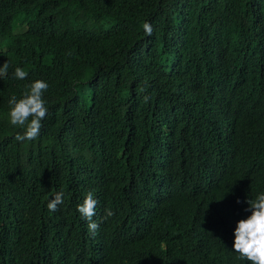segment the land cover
I'll use <instances>...</instances> for the list:
<instances>
[{
	"label": "trees",
	"instance_id": "trees-1",
	"mask_svg": "<svg viewBox=\"0 0 264 264\" xmlns=\"http://www.w3.org/2000/svg\"><path fill=\"white\" fill-rule=\"evenodd\" d=\"M127 13L146 17L157 39L143 37L126 20L115 24L113 36L109 26ZM14 20L16 36L9 46L0 44V67L9 64L0 77L5 235L25 224L73 220L56 248L62 264H246L227 241L246 216V200L264 193V63L255 59L250 75H242L228 46L260 48L244 34L264 38V0H0V36L12 33ZM116 55L126 59L118 71L111 61ZM16 67L27 79L14 77ZM88 77L108 86L93 98ZM35 80L49 84L45 133L19 142L15 136L24 130L10 124L8 101L21 98ZM213 96L224 103V118H214ZM156 113L164 116L159 125ZM64 128H97L102 158L113 149L115 167L103 170L102 185L91 188L99 152L73 149V190L57 181L48 187L62 190L68 203L51 216L36 206L28 217L13 216L16 203L39 196L33 180L39 163L56 167L47 150L55 134L76 138ZM91 190L100 214L93 217L94 233L85 218L74 219ZM106 209L114 215L106 217ZM143 209L148 232L139 228ZM46 234L58 232L51 227ZM0 252L5 264H23L25 251L13 242L0 239Z\"/></svg>",
	"mask_w": 264,
	"mask_h": 264
},
{
	"label": "clouds",
	"instance_id": "clouds-1",
	"mask_svg": "<svg viewBox=\"0 0 264 264\" xmlns=\"http://www.w3.org/2000/svg\"><path fill=\"white\" fill-rule=\"evenodd\" d=\"M129 21L134 25L140 33L151 36L152 40H156L157 37L153 34V28L146 17L139 16L132 13H127L118 17L109 28L114 36L115 24L118 21ZM16 36V33H9L5 36H0V40L6 39L5 45L11 44L12 38ZM244 38L247 43L256 41L260 43V48L257 50H246L243 47H238L235 44L228 46V54L231 65L234 71L242 75H250L252 66L255 59H260L264 63V38H256L249 34H244ZM112 64L115 69L120 70L126 62V59L121 56H113ZM9 64L4 63L0 67V77L7 75ZM28 73L20 68L16 67L14 71V77L19 80L27 79ZM85 86L91 90V97H96L99 93L108 86L103 81H96L90 77L85 80ZM25 91L21 98L12 96L8 103L10 111L8 113L10 124L15 127L22 128L23 134L18 133L15 136V140L22 142L25 140H35L40 137L43 131L42 121L48 115V107L43 96L48 90L49 84L44 80H35L30 84L24 86ZM147 100V97H145ZM210 108L214 118H224L226 115V108L222 100L218 96H213L210 101ZM164 116L159 117L156 113V125L163 122ZM67 131L76 135L75 139L68 136L67 132L63 133V137H60V132L56 133L51 142V146L47 147V150L51 151L57 158L56 167H52L45 162H40L38 165V174H33L32 171L29 174L34 175L33 180L37 182L39 189V196L36 199H28L24 197L20 202L16 203L9 211L13 216L22 218L28 217L29 211L32 206H36L41 213L51 216L59 211L64 205L68 203L62 190H51L48 187L54 182H58L59 186L67 191L73 190V177L70 160L72 156L70 152L73 149H77L78 155L82 150L98 151L99 157L95 158L96 165L92 169V173L89 175L92 177L91 188L100 187L102 185V171L111 170L116 165V160L113 158L112 151L103 155L102 158V140L99 137V133L96 129H89L84 132L73 128H64ZM43 131V132H42ZM64 140H68L70 143H65ZM114 148V147H113ZM150 164V163H149ZM152 165V164H150ZM79 198V197H78ZM78 198L74 203V207L77 205ZM237 203H240L237 200ZM246 216L237 222L234 230V238H230L227 241L228 247L231 252L240 260L246 264H264V193H260L255 199H247ZM77 211L81 216L76 213L74 219L78 218L83 220L85 218L88 223L90 232H95L99 225L93 220L95 212H98V198L96 194L91 190L88 191L82 204L77 205ZM142 219L144 223L140 229L148 232V214L143 209L141 210ZM106 217H111L114 212L111 209L105 210ZM233 221V219L231 220ZM75 226V221L65 222L61 226H58L53 221H50V226L47 225H31L25 224L18 227V231H13L8 235H5V224L0 222V239L3 245L8 243H14L15 249H23L25 255L23 257V264H62L64 256L59 254L56 250L59 243H61L64 234L67 230ZM51 227H54L58 232L57 236H48L46 233L51 232ZM230 227V224L228 225ZM33 231H43L40 235H36L33 239L29 238V235ZM227 234L229 231L227 230ZM139 245L145 246L149 243L147 240H135ZM211 248V247H210ZM213 251V250H212ZM0 264H5L4 256L0 252Z\"/></svg>",
	"mask_w": 264,
	"mask_h": 264
},
{
	"label": "rangeland",
	"instance_id": "rangeland-1",
	"mask_svg": "<svg viewBox=\"0 0 264 264\" xmlns=\"http://www.w3.org/2000/svg\"><path fill=\"white\" fill-rule=\"evenodd\" d=\"M16 29H18V21L14 20L12 23V33H17ZM6 39H2L0 40V44L1 45H5Z\"/></svg>",
	"mask_w": 264,
	"mask_h": 264
}]
</instances>
